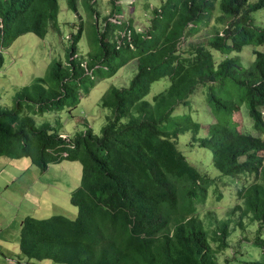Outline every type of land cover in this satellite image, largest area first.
<instances>
[{
    "label": "trees",
    "instance_id": "1",
    "mask_svg": "<svg viewBox=\"0 0 264 264\" xmlns=\"http://www.w3.org/2000/svg\"><path fill=\"white\" fill-rule=\"evenodd\" d=\"M84 2L102 21L101 28L94 25V50L79 52L81 27L66 63L54 60L45 77L17 92L12 108L0 106V157L27 158L42 171L64 161L82 165L70 200L77 218H25L23 257L57 264H217L215 254L229 247L233 217L240 229L244 221L258 224L252 242L262 259L245 264H264V49L251 50L246 68L238 55L244 47H264V15L253 17L264 13V0H161L145 27L119 0H110L106 16L93 8L95 0ZM67 5L78 13L79 0ZM59 10V0H0V71L4 51L18 38L43 40L60 31ZM134 63L130 84L112 86L102 97L111 115L101 135L88 124L73 137L37 124L36 116L72 109L100 79ZM164 78L169 85L148 101L152 85ZM195 102L214 117L203 137L191 116ZM179 107L185 110L175 114ZM242 112L254 134L239 129L234 117ZM186 133L189 147L210 152L219 176L179 151ZM223 177L238 181L236 203L225 220L208 211L214 223L206 227L197 211L211 194L222 198Z\"/></svg>",
    "mask_w": 264,
    "mask_h": 264
},
{
    "label": "rangeland",
    "instance_id": "2",
    "mask_svg": "<svg viewBox=\"0 0 264 264\" xmlns=\"http://www.w3.org/2000/svg\"><path fill=\"white\" fill-rule=\"evenodd\" d=\"M95 1L93 8L100 14L108 15L111 9L110 0ZM119 1L122 3L124 13L137 16L135 24L144 27L151 17L152 7L159 6L161 3V0ZM132 4L134 5L131 6ZM59 8V32L50 31L43 40L33 34L24 35L4 51L5 63L0 71L1 107L12 108L17 92L30 85L36 78L45 77L49 65L54 60L66 63L71 45L70 39L81 27H83V36L78 44L79 52L82 54L91 52L90 46H93L94 50L92 43L96 35L94 25L98 24L101 28L102 21L97 22L95 14L87 9L84 0H79L78 13L68 8L67 0H59ZM261 15L264 13L258 12L253 14V17L257 18ZM103 16L102 18L105 17ZM205 33L204 30L198 36H203ZM254 49L262 51L264 47H244L238 54L243 67H248L253 61L251 50ZM214 55L215 60L219 61V54L214 53ZM135 69L136 64H130L122 68L115 76L100 79L77 106L72 109L67 108L60 113L36 116L37 124L40 126L50 123L60 134L70 137L84 131L88 124L95 134L101 135L107 117L111 115L109 109L101 106L102 97L112 86L117 88L128 86ZM168 85L167 78L154 83L146 99L152 102L154 97L162 93ZM184 110L179 107L175 114ZM191 116L202 125L199 135L205 136L204 128L214 121L213 115L206 110L205 105L195 102L191 104ZM234 119L241 126L240 130L254 134L250 127L251 121L246 117L245 112L235 115ZM189 138L187 133L179 136L177 141L179 151L192 165L208 171L212 178L219 176L212 167L210 152L199 147H189ZM262 138L264 139V135ZM6 158H0V264H57L50 260L28 261L23 257L20 250L22 223L27 217L42 220L53 216H63L75 220L78 209L71 204L70 200L72 194L81 185L82 165L79 162L64 161L51 165L46 171L31 166V169L24 168L23 174H17L15 168L7 167ZM25 160L27 164H30L28 159ZM220 182L225 184L219 186L222 198L217 200V194H211L205 205L197 211L206 227L214 223L207 215L208 211H213L218 220H225L228 218L226 212L236 203L238 181L223 177ZM211 191L209 190V194ZM257 228V223L244 221V228L240 229L237 219L232 217L231 235L228 238L229 247L215 254L217 264H245L261 261V250L252 242ZM261 236L264 239V231ZM211 246L215 249V245L211 244ZM20 258L23 260L20 261Z\"/></svg>",
    "mask_w": 264,
    "mask_h": 264
},
{
    "label": "crops",
    "instance_id": "3",
    "mask_svg": "<svg viewBox=\"0 0 264 264\" xmlns=\"http://www.w3.org/2000/svg\"><path fill=\"white\" fill-rule=\"evenodd\" d=\"M1 158V157H0ZM6 158V157H5ZM27 158H24V159H11V158H6V165L7 167H12V168H15L16 171H17V174H23L22 170L24 171L26 168H29L31 169V166H34L32 165V163L30 162V164H27L26 160ZM29 160V159H28ZM30 161V160H29ZM35 167V166H34ZM25 168V169H24ZM36 174V172H35ZM1 175V174H0Z\"/></svg>",
    "mask_w": 264,
    "mask_h": 264
}]
</instances>
